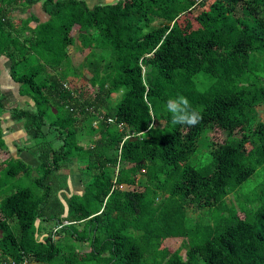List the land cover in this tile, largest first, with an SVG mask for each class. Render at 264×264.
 <instances>
[{"label":"trees","instance_id":"obj_1","mask_svg":"<svg viewBox=\"0 0 264 264\" xmlns=\"http://www.w3.org/2000/svg\"><path fill=\"white\" fill-rule=\"evenodd\" d=\"M37 3L46 21L13 16ZM0 55L33 100L10 115L38 172L0 161V263L264 264V0H0ZM179 96L195 126L172 125ZM2 174L31 184L9 192Z\"/></svg>","mask_w":264,"mask_h":264},{"label":"crops","instance_id":"obj_2","mask_svg":"<svg viewBox=\"0 0 264 264\" xmlns=\"http://www.w3.org/2000/svg\"><path fill=\"white\" fill-rule=\"evenodd\" d=\"M30 14L35 15L40 22L46 21L49 18V15L43 11L41 5L38 3L25 13L14 12L13 16L15 18H26ZM10 68L11 60L5 55H0V97L4 99L6 107V110L1 115L0 121L1 137L4 142L3 148L0 149V161L10 156L15 159H20L31 166L32 169H36V158H34L31 152H28V149L25 148L26 146H23L30 141L24 130V120H15L10 115V109L12 108H27L28 106H33V100L25 92H22L19 83L11 76ZM46 138L48 139V136ZM74 176L73 178H78V183H80V174H74ZM70 180H72V177L67 174L61 180L63 182L61 192L68 193L67 195L74 193L70 192ZM64 188H67V190Z\"/></svg>","mask_w":264,"mask_h":264},{"label":"rangeland","instance_id":"obj_3","mask_svg":"<svg viewBox=\"0 0 264 264\" xmlns=\"http://www.w3.org/2000/svg\"><path fill=\"white\" fill-rule=\"evenodd\" d=\"M87 2H89V4H94V3H97V2H109V1H114V0H86ZM208 1H211V0H208ZM77 33V30L76 28L72 31L71 35H76ZM78 45V43H77ZM90 50H83V49H76L75 46H71L69 47L68 49V52L70 55L73 56L74 58V61L76 62V65H78L79 68V72L82 73V74H86V75H89L87 73V70L85 68V65H87V60H86V57L88 56V54H90L89 52ZM114 99L112 100L113 102L117 99V96L115 95L113 97ZM257 111H258V117L260 120L264 121V104L260 105L259 107H257ZM213 136L215 137V139L217 140H222L224 139L225 135L221 134L219 131H215L212 133ZM48 138L52 141H54L53 143H55L56 145V134L52 131H50L48 134ZM30 140L26 145L24 144L23 146H27L28 148V152H32L31 150V144L33 143V140H31L30 138L28 139ZM54 145V144H53ZM30 147V148H29ZM207 159V156L204 154L202 157L199 158V161L201 162H204L206 161ZM263 168H258L256 170V172L254 173V175L248 180V182L246 183L247 184V188L250 189L251 187L255 186V184H257V182H259L261 179H262V176H263ZM4 171V170H3ZM2 171V172H3ZM1 172V173H2ZM37 170L36 169H32L31 172H30V175L31 176H35L37 174ZM62 175H60V177L63 179L64 178V175H68V176H71L72 177V180H70L71 182V186H70V189L71 191L70 192H77V193H81L82 189H83V183H82V178H81V175H80V179H81V182L78 183V178H73L75 177L74 174H80V171H79V168H78V165L76 163V160L74 159L69 168L67 170H63V172L61 173ZM7 176L6 175H3L1 176L3 182H6L8 183V186H6L7 188H5L6 190H10L9 192H11V190L13 188H15L16 186H26V185H30L31 184V179L28 177V176H24L23 178H15L13 180L9 179L7 180L6 178ZM59 177V176H58ZM61 179V180H62ZM75 181V182H74ZM69 182V183H70ZM73 183V184H72ZM68 194V193H66ZM52 222V221H51ZM46 223V226L48 228L49 231L52 230V223ZM164 246H166L169 250L173 251L175 249H177L180 244H181V239L180 238H167L164 242ZM185 251L182 250V254H184ZM29 264H39V263H34V262H28Z\"/></svg>","mask_w":264,"mask_h":264},{"label":"clouds","instance_id":"obj_4","mask_svg":"<svg viewBox=\"0 0 264 264\" xmlns=\"http://www.w3.org/2000/svg\"><path fill=\"white\" fill-rule=\"evenodd\" d=\"M167 108L172 113L171 123L173 126L176 124L195 126L202 119L200 112L192 108L184 96H179L175 100L170 99L167 102Z\"/></svg>","mask_w":264,"mask_h":264},{"label":"built area","instance_id":"obj_5","mask_svg":"<svg viewBox=\"0 0 264 264\" xmlns=\"http://www.w3.org/2000/svg\"><path fill=\"white\" fill-rule=\"evenodd\" d=\"M111 119H109V121H110ZM94 125H96V122H94ZM29 261L27 260V259H25V260H23L21 263H19V264H29L28 263ZM0 264H17V263H15V262H11V263H8V262H2V263H0Z\"/></svg>","mask_w":264,"mask_h":264},{"label":"water","instance_id":"obj_6","mask_svg":"<svg viewBox=\"0 0 264 264\" xmlns=\"http://www.w3.org/2000/svg\"><path fill=\"white\" fill-rule=\"evenodd\" d=\"M135 139V138H134Z\"/></svg>","mask_w":264,"mask_h":264}]
</instances>
